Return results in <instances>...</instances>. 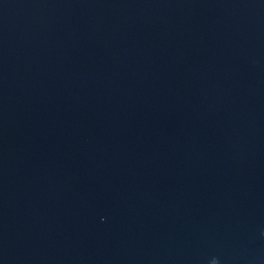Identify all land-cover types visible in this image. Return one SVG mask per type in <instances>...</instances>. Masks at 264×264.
<instances>
[{
  "label": "water",
  "instance_id": "water-1",
  "mask_svg": "<svg viewBox=\"0 0 264 264\" xmlns=\"http://www.w3.org/2000/svg\"><path fill=\"white\" fill-rule=\"evenodd\" d=\"M0 264H264V0H0Z\"/></svg>",
  "mask_w": 264,
  "mask_h": 264
}]
</instances>
